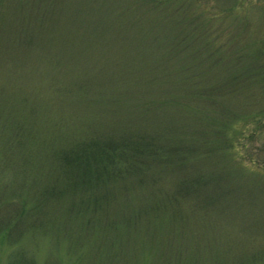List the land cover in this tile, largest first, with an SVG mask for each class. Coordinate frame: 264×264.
Wrapping results in <instances>:
<instances>
[{"label":"rangeland","instance_id":"374dc122","mask_svg":"<svg viewBox=\"0 0 264 264\" xmlns=\"http://www.w3.org/2000/svg\"><path fill=\"white\" fill-rule=\"evenodd\" d=\"M19 1L0 0V264H264V0H59L11 42ZM211 86L229 115L192 103ZM125 132L183 159L84 209L58 156Z\"/></svg>","mask_w":264,"mask_h":264},{"label":"trees","instance_id":"16d2710c","mask_svg":"<svg viewBox=\"0 0 264 264\" xmlns=\"http://www.w3.org/2000/svg\"><path fill=\"white\" fill-rule=\"evenodd\" d=\"M162 2L163 0H156L155 5H161L160 3ZM23 3L27 4L28 9L31 8L29 13L23 12L21 14L18 12V8H21ZM262 5L264 6V4ZM35 7L42 8L41 17L43 18V23L51 20L56 13L57 18L61 15L59 0H53L52 2L50 0H27V2L20 0L14 10L16 13L18 12L28 17L27 21L29 20V22L20 24L22 20L19 16L17 17V21H14L15 30L11 42H14L18 33L23 34V32L27 33L36 30L31 21L32 9ZM172 14L175 17L176 12H172ZM43 23L41 26H45ZM181 43L187 42L181 41ZM205 55L209 54L202 49L199 57ZM202 77L203 74L198 77L196 75L191 81L188 76L187 81L193 82L202 79ZM196 87L197 85L193 86L194 89ZM223 91L224 88L219 86H211V88L198 87L191 97L193 98L192 103L203 97H211L213 98L212 102L201 100L198 103L208 108L216 109L224 115H229V109L226 106L227 97ZM188 94L182 99L173 101L184 104ZM188 101H190L189 98ZM71 145L70 150L58 156L62 167L61 176L63 181L61 184L65 187V193L71 195L82 194L84 209L88 210H98L102 206L101 200H99L102 198L96 195L100 191L97 189H101V186L106 188L111 183L126 182V180L139 176L142 171L147 174L153 163L156 165L162 164L165 167V164L169 165L173 160L183 159L180 144L160 143L156 138H147L140 133L134 136L125 132L119 135H112L111 137H98L92 134L80 138ZM191 148L194 149L195 147Z\"/></svg>","mask_w":264,"mask_h":264}]
</instances>
